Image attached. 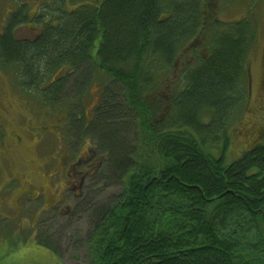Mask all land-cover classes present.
I'll return each instance as SVG.
<instances>
[{"label":"trees","instance_id":"16d2710c","mask_svg":"<svg viewBox=\"0 0 264 264\" xmlns=\"http://www.w3.org/2000/svg\"><path fill=\"white\" fill-rule=\"evenodd\" d=\"M72 1L80 5L60 1L27 42L13 36L21 5L0 35V61L52 108L68 90L82 98L95 71L108 79L93 118L72 129L123 185L89 234V264H241L245 231L255 239L260 228L252 211L264 204V130L229 163L225 151L250 95L256 20H209L199 0ZM185 50L193 58L180 64Z\"/></svg>","mask_w":264,"mask_h":264},{"label":"rangeland","instance_id":"374dc122","mask_svg":"<svg viewBox=\"0 0 264 264\" xmlns=\"http://www.w3.org/2000/svg\"><path fill=\"white\" fill-rule=\"evenodd\" d=\"M45 1H51L50 6L55 7L62 0H0V33L10 21L12 12L18 10L21 5L25 7L26 12L36 13L46 5ZM63 1L67 11L80 5L72 0ZM199 1L205 6H210L209 20L219 19L224 23H231L244 18H254L258 26L256 45L247 64L251 76V93L245 109L241 110L243 113L239 111L236 114H241L239 122L229 131L234 140L225 151L226 162L229 163L241 156L248 144L251 146L259 140L262 137L260 133L264 130V0ZM24 19L28 23L16 31L17 35L34 36L36 29L32 26L35 25L30 22L29 17ZM199 35L204 39V33ZM200 44L203 48L206 45L203 42ZM191 58L192 50H185L180 55L179 63L188 64ZM64 72L65 69L62 73ZM179 73L180 70H177L172 80H175ZM107 80L103 73L95 71L93 80L82 98L68 90L66 101L52 108L49 104H42L37 93H29L28 89H24L18 76L3 69L0 64V124L6 125L8 133L22 137L16 146L7 148L11 150L9 152L0 145V244H4L7 250L6 264L90 263L87 242L89 234L101 220V216L116 202L123 185L117 173L112 172L105 163L103 169L98 172L97 179L86 185L81 197L75 198L70 194L72 187L70 191L62 190L63 184L52 176L60 168L59 152L68 153V149L62 140H58L64 132L56 135V130L67 121L66 129L68 127L69 132H73V126L81 116L93 118ZM112 87L117 91L121 89L119 83H113ZM60 119L61 122L58 121ZM125 133L121 135L123 138L132 136L131 131ZM4 136V133L0 134V142ZM10 138V135L6 136L5 141L11 142ZM12 141L16 142L14 139ZM87 145L90 146V143ZM86 148L85 145L84 149ZM211 151L213 154L221 153V145H213ZM98 157L102 162L105 160L99 151ZM17 175L23 180L21 185L17 178L11 179ZM27 181L32 183L27 184ZM27 188L29 191L26 195ZM22 191L25 196L23 200L20 197ZM32 191L41 193L45 198L30 201L28 198ZM59 193L64 195V198L57 196ZM58 198L61 200L52 208L41 210L46 208L43 207L44 200L47 206ZM67 204L71 209L69 214H63ZM38 236L43 240H39Z\"/></svg>","mask_w":264,"mask_h":264},{"label":"flooded vegetation","instance_id":"af4514ba","mask_svg":"<svg viewBox=\"0 0 264 264\" xmlns=\"http://www.w3.org/2000/svg\"><path fill=\"white\" fill-rule=\"evenodd\" d=\"M50 3L51 1H45V4H46L45 7L50 12V14H47V15L40 12L39 10L36 13L25 11V15L23 17L24 18H26V16L29 17L30 22H33V24L35 25V26H32V28L36 29V32H35V35L32 37H25V36L21 37L17 35L16 31L18 29H21L23 25L28 23V22H22L16 27L15 33H13V36L15 37L16 41H26V42L27 41H37L41 37L42 25L40 22H38V20L40 21L44 19L45 16H46L45 17L46 22L52 19V16L50 15L52 13L51 9L53 7L50 6ZM18 12H19V9L14 10L11 14V17L16 13L18 14ZM9 24H10V21L7 24H5L6 27L4 28L3 32L0 33V35H2L5 32V29L8 27ZM0 64L3 67V69L9 70L15 73V70L9 67L11 64L8 63L7 65H4L1 61H0ZM62 76H63V73L61 74V77ZM53 82L51 84H48L47 88L51 87ZM20 84L22 85L23 88L27 89L29 87V85L27 84H23L21 82ZM32 85L34 87L36 86L34 83H32ZM39 101L42 102L40 98H39ZM64 101L66 100L64 99ZM84 116L87 118V115H84ZM87 120L89 121L91 119L87 118ZM58 121L61 122V119ZM67 125H68L67 121H65L62 127L56 130L57 132L56 135H60V133L64 132L63 136H61L60 139L58 138V140L59 141L62 140L66 144L68 153L62 152V151L59 152L58 162H60V168L52 177L53 179L55 178L54 180H57L58 182L63 184L62 190L70 191V187H72L73 190L71 191L70 194L73 195L75 198H79L83 195L86 185L89 182L97 179V176L99 174L98 172L100 171L101 168L103 169L105 165V160L102 162V160L99 159L96 145L94 142L92 145V141H90L91 139L90 137L83 136V138L77 139L76 136L73 134V132H69L68 127L66 129ZM1 133H4L5 136L3 140L0 142V145H3L4 149H6L7 152L11 151L10 149H7L9 148V146L11 145L16 146V143H18L22 138L21 135L19 134L8 133L6 131V125L4 123L0 124V134ZM9 135L16 142H13L11 138H10L11 142H6L5 141L6 136H9ZM88 143H90V146L87 145ZM85 145L87 147L86 149H84ZM92 146H93V149H92ZM252 147L253 146H250V144H248V146L246 147L247 149L245 148L244 152L248 151ZM15 178L20 180V185H21L23 181L22 178H20L17 175V176H13L11 179H15ZM28 183H32V182L27 181V184ZM28 191H29V188H27L25 192L26 195L28 194ZM30 195H31L30 198H28L30 201H38V200H42L45 198L43 197L41 193H35L33 191L31 192ZM60 195L61 193H59L57 196H60ZM20 197L22 200L24 199L25 196L23 195V191L20 194ZM61 198H64V195H61ZM61 198L54 200L52 203H50L47 206L44 200L43 207H46V208L41 209V210H47L50 207L52 208L57 202L61 200ZM70 209H71V206L67 204L65 209H63L64 211L63 214H69ZM252 212L257 214L261 218L259 221L260 228L256 230L255 232H253L255 234V239H249L247 237V232L245 231V236L243 239V247L240 252L241 264H264V262L262 261L264 260V204L261 206L258 205V207L255 208ZM251 238L253 237L251 236ZM6 263H7V250L4 248V244H0V264H6Z\"/></svg>","mask_w":264,"mask_h":264}]
</instances>
